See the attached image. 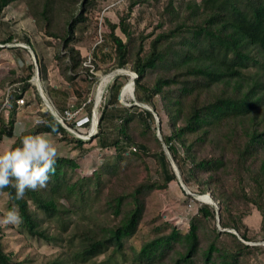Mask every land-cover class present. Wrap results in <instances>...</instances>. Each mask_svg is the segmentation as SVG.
<instances>
[{"label": "trees", "instance_id": "16d2710c", "mask_svg": "<svg viewBox=\"0 0 264 264\" xmlns=\"http://www.w3.org/2000/svg\"><path fill=\"white\" fill-rule=\"evenodd\" d=\"M12 1L0 0V29L7 24L3 9ZM97 1L28 0L27 4L37 28L63 49L56 59L67 86L50 90L76 101L81 98L83 103L87 97L71 87L77 78L83 79L87 94L95 76L81 77V72L88 74L89 66H84L86 58L74 43L78 28L88 21ZM145 1L130 0L117 22L106 20L105 36L112 52L103 55L112 60L113 69L130 67L136 74V100L149 105L160 118L166 116L168 131L160 132L182 182L194 183L200 195L212 189L218 212L215 204L198 202L186 231L155 214L147 222L152 227L139 246L130 242L144 222L151 194L178 178L156 135L154 113L137 105L118 112L113 108L121 87L116 79L108 87L95 136L97 147L110 154L90 174L77 171L75 158L58 155L46 189L29 190L24 199L12 202L9 193L14 195L15 190H0L7 196L9 209L12 203L19 208L23 221L17 226L19 232L55 245L66 241L67 253L44 264H112L115 255L131 264H241L256 248L243 242L252 239L242 222L249 204L261 215L264 239V0H178L176 5L175 0H166L153 30L135 34L127 18L134 5ZM14 37L10 33L0 43L12 42ZM21 41L32 47L27 35ZM94 58L90 62L98 68ZM21 68L20 76L12 71L0 78V142L3 137H14L17 145L16 100L31 87L34 72L32 64ZM38 69L40 78L47 79L40 59ZM8 86L12 87L3 106ZM62 106L58 109L61 115ZM38 115L45 123L27 129L59 135L60 140L84 152L85 140L74 136L50 112ZM111 117L119 119V127L108 141L102 137V124ZM64 121L75 128L74 120ZM88 125L87 121L84 126ZM144 156L157 161L158 179L146 174L129 190L108 187L112 179L126 174L133 157L147 173ZM230 176L235 184L245 181L249 190L241 185L225 192ZM234 203L242 207L232 214ZM52 222L54 231L50 232ZM225 228L236 230L241 240ZM222 235L233 245H225ZM100 255L104 258L97 261ZM17 263L0 228V264Z\"/></svg>", "mask_w": 264, "mask_h": 264}, {"label": "rangeland", "instance_id": "374dc122", "mask_svg": "<svg viewBox=\"0 0 264 264\" xmlns=\"http://www.w3.org/2000/svg\"><path fill=\"white\" fill-rule=\"evenodd\" d=\"M129 1L130 0H98L96 8L88 13V21L85 24H81L78 28V38L74 45L80 50L81 55L86 58L84 66H89L88 74L81 72L80 75L82 78H89L90 75H94L95 78L93 84L91 85V89L87 92V94L85 91L86 83L83 79L77 78L74 82L75 85L73 83L71 90L73 88L78 89L81 96L87 97L85 103L82 102L83 100L81 98H78L76 101L73 100L71 96L66 97L61 93H55L50 90L52 86L58 90H63L67 86V82L59 70V65L56 59L57 52L62 53L63 49L58 44V41L45 35L43 31H40L37 28L33 16L28 11V0H13L3 9V20L7 24L3 25L0 29V40L6 38V36L10 33L15 37L12 42L0 43V78L9 76L12 71L17 76H20L22 72L21 66L23 64H32L34 71L32 77L30 78L31 87L26 90L23 95L25 100L24 104H20L18 106L15 135L21 126L25 128L31 127L38 120L39 112L51 113L48 109L49 106H53L55 108V112H57L58 109L61 110L60 104L63 105L62 108H65V110L70 109L69 112L72 117L71 120L74 119L76 121L81 117H89L88 126L75 127L73 129L66 124L69 128V130L67 129L69 132L86 141L83 145V148L85 149L84 152H82L81 149L73 148L72 144L60 140L59 135L50 134L49 137L56 145L58 155L72 157L77 160V171L83 175L90 174L94 168L101 163L106 154H110L109 150L97 147V137H95L98 130L97 125L101 113V107L106 103L109 97L108 87L116 79L121 82V87L118 93V103L113 106L117 112L123 107L133 105L144 108V104L138 102L135 98L134 83L132 84L133 89L130 95H121L122 88L131 80V72L133 71L130 67L124 69H113L111 67L112 60L109 59L108 55H103L106 53L110 54L112 52V46L108 43L105 36L107 28L106 20L117 22L119 16L123 15L124 12L127 11ZM179 1L175 0V5ZM165 2L166 0H146L143 3H137L134 5L130 11L127 21H129L132 25L131 29L135 32V34H139L140 32L147 34L153 30V27H155L157 21L159 20V15ZM158 31L159 29H156V32ZM116 32L119 33L118 30ZM22 35H27L32 47L21 41ZM15 47L19 48L18 51L15 50ZM28 48L31 49L34 56ZM94 53L96 54L95 56ZM93 58L95 59L98 68H94L92 62H90V59L92 60ZM38 59H40L46 66L47 79L45 80L40 78ZM118 70L119 72H117ZM124 71H127L128 74L124 73ZM112 73L113 75L108 77V80L105 82L101 92L97 93L98 86L100 85V76ZM36 76H38L39 86L41 87L48 104L44 102L41 95L37 91V83L34 81ZM135 76L136 74L133 76V80ZM47 90L49 91L47 92ZM74 94L76 95V93H73V95ZM151 112L155 114L154 119L156 135L157 133H159L158 135H161L160 130L167 132L168 126L166 125V116L161 114L162 116L160 118L154 109ZM93 118L95 119L94 122ZM156 119H161V121L158 122V129ZM118 120V118L111 117L107 118L106 121L103 122L102 129L104 131L102 133V137H105L108 141H110L116 136L119 127ZM157 130L159 132H157ZM13 139L14 137H3L0 142V149H3L7 144L11 143ZM143 159L144 160L142 161H144V164L148 165L147 173L144 171L141 161L137 159V157H133L131 158L130 167L126 170V174H122L120 178L116 177L115 179H112L108 187H112L116 190H129L133 183L141 180L146 174H148L151 179H158L159 166L155 158L152 156H144ZM222 179L223 181L225 180L224 178ZM232 184L234 185L232 186ZM238 184H235V180L230 176V180L226 182L224 191L226 192V190H228L231 192L235 186L237 187L241 185L245 188V190H249V184L245 181L243 184ZM184 185L185 186H182L178 180V182L171 183L166 189H158L151 194L148 200V207L144 222L138 233L132 238V240H130L131 243L135 246H139L152 227V225L147 222L155 216V214H161L167 220L179 225L183 231H186L188 228V220L191 215L195 213L198 202L213 205L215 204L218 207L212 196L214 194L212 189L206 190L204 195L198 198L195 195L200 194L194 183ZM188 195H190V197H188ZM189 204L191 206H189ZM238 207L241 208L242 205L237 203L232 205V214L236 212ZM7 210H9L7 207V196L5 193L0 191V219L3 218ZM246 210L247 214L243 216L242 222L246 225L247 234L252 237V239L250 241L243 242L256 248L251 249L246 260L241 264H264V239H262V233L260 230L261 215L252 204H249ZM216 224L219 226V222ZM53 226L54 223H50V232L54 231ZM0 228L1 233L3 234V242L7 250L13 254L14 260L18 262L17 264H44L48 260L54 259L60 254L67 253L68 248L66 247L65 240L58 242L59 245H55L44 240L32 238L19 232L17 225L0 224ZM220 230L222 229L220 228ZM223 230L233 232L241 240V237L236 230L231 228H225ZM221 239L225 245H233L231 243V239L226 235H222ZM75 242H77V240ZM128 255H130V250ZM103 258L104 255H100L97 258V261L102 260ZM115 260L116 263L113 261L112 264H131L129 261H123L119 255H115Z\"/></svg>", "mask_w": 264, "mask_h": 264}, {"label": "clouds", "instance_id": "9594fccd", "mask_svg": "<svg viewBox=\"0 0 264 264\" xmlns=\"http://www.w3.org/2000/svg\"><path fill=\"white\" fill-rule=\"evenodd\" d=\"M44 123L37 120L34 128ZM16 135L20 139L19 145L13 140L0 149V190L9 187L15 190L14 195L9 193V202L24 199L29 190L46 189L51 176L55 174L58 159L57 147L49 138V133L34 132L21 126ZM22 222L15 203L0 219L3 225L18 226Z\"/></svg>", "mask_w": 264, "mask_h": 264}, {"label": "water", "instance_id": "95a60500", "mask_svg": "<svg viewBox=\"0 0 264 264\" xmlns=\"http://www.w3.org/2000/svg\"><path fill=\"white\" fill-rule=\"evenodd\" d=\"M20 45H22V44H20ZM25 47H26V45H25ZM28 47V46H27ZM29 49V48H28ZM29 51L31 52V54L33 55V53H32V51H31V49H29ZM34 56V55H33ZM34 60H35V58H34ZM131 72V71H130ZM131 74H132V78H133V76L135 75V73H133V72H131ZM36 78V86H37V91L39 92V94L41 95V97H42V99L44 100V102L45 103H47V99L45 98V96H44V94H43V92H42V89H41V87L39 86V83H38V76H36L35 77ZM133 83H134V80L132 81ZM141 103V102H140ZM48 104V103H47ZM134 104H137V103H134ZM142 104H144V103H142ZM144 108L145 109H147V110H150V111H153V109L150 107V106H148L147 104H144ZM50 111H51V113L53 114V116H56L59 120V122L62 124V119H61V117L58 115V114H56L55 112H54V109H51L50 107L48 108ZM56 114V115H55ZM155 115V114H154ZM156 122H157V129H158V122H159V120L158 119H156ZM63 125V124H62ZM64 126V125H63ZM65 127V126H64ZM66 128V127H65ZM157 132H159L158 130H157ZM159 133H157V136L159 137V139L162 141V146H163V150H164V152H165V154H166V156H167V158L169 159V161H170V164H171V167H172V169L174 170V172H175V174H176V177L178 178V180H179V183L182 185V186H185L184 185V183L182 182V180H181V176H180V173H179V171H178V169H177V166H176V164L174 163V161H173V159H172V157H171V155H170V153H169V151H168V149H167V146L165 145V143H164V141L162 140V137H161V135H158ZM189 194H191V195H193L192 193H190V192H188ZM195 196H199V195H195ZM209 196V195H208ZM196 197V198H197ZM216 211L218 212V207H216Z\"/></svg>", "mask_w": 264, "mask_h": 264}, {"label": "built area", "instance_id": "2783aa9c", "mask_svg": "<svg viewBox=\"0 0 264 264\" xmlns=\"http://www.w3.org/2000/svg\"><path fill=\"white\" fill-rule=\"evenodd\" d=\"M11 87L12 86H8L7 87V89H6V91H5V93H4V95H5V99H4V102H3V106L5 105H7V97H8V95H9V92H10V90H11ZM46 98V97H45ZM24 98L22 97V98H18L17 100H16V102H17V104L18 105H20V104H24ZM79 108H81V107H79ZM78 108V109H79ZM69 110L70 109H66L64 112H63V115H61L58 111L57 112H55L56 114H58L60 117H61V119H62V124L69 130V128L66 126V123H65V121L64 120H70V121H72L71 120V115H70V112H69ZM76 111H77V109H76ZM55 114V115H56ZM70 115V116H69ZM57 120H59L56 116H54ZM74 120V119H73ZM89 120V117H85V118H80V119H77L76 121L74 120V125H75V127H81V126H84V124L87 122ZM74 129V128H73ZM89 135H90V133H89ZM189 206H191L190 204H189Z\"/></svg>", "mask_w": 264, "mask_h": 264}, {"label": "bare ground", "instance_id": "6f19581e", "mask_svg": "<svg viewBox=\"0 0 264 264\" xmlns=\"http://www.w3.org/2000/svg\"><path fill=\"white\" fill-rule=\"evenodd\" d=\"M117 72H119V70L117 71ZM124 73H126V74H128V72L126 71H124ZM111 75H113V73L112 74H109V75H101L100 76V85L98 86V89H97V93H100L101 92V90L103 89V87H104V84H105V82H107V80H108V77L109 76H111ZM34 81H36V78L34 79ZM133 78H132V75H131V80L122 88V92H121V95L122 96H125V95H130L131 93H132V84H133ZM105 90V89H104ZM97 95V94H96ZM99 97V96H98ZM98 100V99H97ZM47 101V100H46ZM51 109H54V112H55V108L53 107V106H49ZM95 121V119L93 118V122ZM204 195V194H203ZM203 195H199L198 196V198L200 197V196H203Z\"/></svg>", "mask_w": 264, "mask_h": 264}]
</instances>
